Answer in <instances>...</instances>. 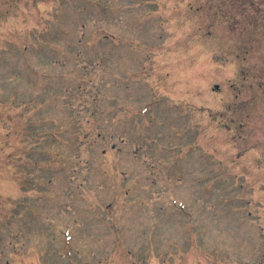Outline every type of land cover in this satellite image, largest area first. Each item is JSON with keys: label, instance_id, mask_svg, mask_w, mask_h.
Listing matches in <instances>:
<instances>
[{"label": "rangeland", "instance_id": "374dc122", "mask_svg": "<svg viewBox=\"0 0 264 264\" xmlns=\"http://www.w3.org/2000/svg\"><path fill=\"white\" fill-rule=\"evenodd\" d=\"M256 8L0 0V264H264Z\"/></svg>", "mask_w": 264, "mask_h": 264}, {"label": "trees", "instance_id": "16d2710c", "mask_svg": "<svg viewBox=\"0 0 264 264\" xmlns=\"http://www.w3.org/2000/svg\"><path fill=\"white\" fill-rule=\"evenodd\" d=\"M244 4L245 2H249L251 5V8L257 9L256 7L259 6V4L264 3V0H243ZM231 21H232V25H241V18H238L235 14L231 15ZM249 27L251 25H253L252 21L248 24ZM248 25H244L247 30L249 29V27H247Z\"/></svg>", "mask_w": 264, "mask_h": 264}, {"label": "water", "instance_id": "95a60500", "mask_svg": "<svg viewBox=\"0 0 264 264\" xmlns=\"http://www.w3.org/2000/svg\"><path fill=\"white\" fill-rule=\"evenodd\" d=\"M217 87H219V86L217 85Z\"/></svg>", "mask_w": 264, "mask_h": 264}]
</instances>
